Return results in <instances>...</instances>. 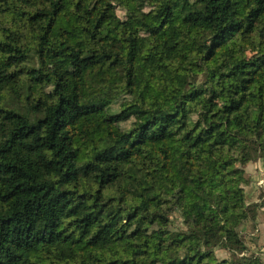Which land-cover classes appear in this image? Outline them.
<instances>
[{
	"label": "trees",
	"instance_id": "1",
	"mask_svg": "<svg viewBox=\"0 0 264 264\" xmlns=\"http://www.w3.org/2000/svg\"><path fill=\"white\" fill-rule=\"evenodd\" d=\"M260 210L264 0H0V264H264Z\"/></svg>",
	"mask_w": 264,
	"mask_h": 264
},
{
	"label": "rangeland",
	"instance_id": "2",
	"mask_svg": "<svg viewBox=\"0 0 264 264\" xmlns=\"http://www.w3.org/2000/svg\"><path fill=\"white\" fill-rule=\"evenodd\" d=\"M121 14H123V13L121 12ZM248 172L252 177V182L247 188V197L250 201V199L253 200V198H255L254 196H256V192L259 189V187L261 186L259 184V181L261 178H260L258 169H255L252 167V169H250ZM254 192H255V194H254ZM256 202H259V201H256ZM259 215L262 216L260 219H264V217H263L264 211H260ZM175 219H176V223L180 222L179 219L177 218V216L175 217ZM260 221H261V225H259L260 223H258V229H257V232H255V233H257L256 238H255V243H257V245H259V247L263 248V250H264V222H263V220H260ZM263 257H264V251H263Z\"/></svg>",
	"mask_w": 264,
	"mask_h": 264
},
{
	"label": "crops",
	"instance_id": "3",
	"mask_svg": "<svg viewBox=\"0 0 264 264\" xmlns=\"http://www.w3.org/2000/svg\"><path fill=\"white\" fill-rule=\"evenodd\" d=\"M252 167L255 168V169H258V172H260V171H259V167H260V165H259L258 162H257V163H251V164H249L248 167H247V171H249L250 169H252ZM259 184L262 185V180L259 181ZM247 188H248V187H247ZM247 188H246V194H247ZM254 194H255V192H254ZM254 194H253V195H254ZM254 197H255V198H253V200L250 199V201H249V199H248V201H249V202H256V201H259V199H258L256 196H254ZM247 198H248V197H247ZM260 211H262V210H260ZM260 211H259V213H260ZM261 217H262V216L258 214V219H257V221H258V223H260L259 225H261V221H260V220H263V222H264V219H260ZM263 217H264V216H263Z\"/></svg>",
	"mask_w": 264,
	"mask_h": 264
},
{
	"label": "built area",
	"instance_id": "4",
	"mask_svg": "<svg viewBox=\"0 0 264 264\" xmlns=\"http://www.w3.org/2000/svg\"><path fill=\"white\" fill-rule=\"evenodd\" d=\"M262 184H263V181H262Z\"/></svg>",
	"mask_w": 264,
	"mask_h": 264
}]
</instances>
